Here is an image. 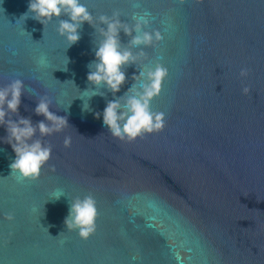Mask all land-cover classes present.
Masks as SVG:
<instances>
[{
  "label": "water",
  "instance_id": "water-1",
  "mask_svg": "<svg viewBox=\"0 0 264 264\" xmlns=\"http://www.w3.org/2000/svg\"><path fill=\"white\" fill-rule=\"evenodd\" d=\"M80 2L97 18L119 10L129 25L134 14L150 13L146 30L164 39L143 48L144 62L168 69L151 102L166 126L131 143L113 138L103 110L139 88L133 78L143 65L122 69L115 95L104 87L92 96L95 29L85 22L69 47L56 18L44 26L31 14L21 18L29 0H0V87L23 81L19 116L34 125L45 120L34 112L43 96L68 122L34 137L52 145L37 181L11 174L15 153L0 126V264H264V0ZM130 39L121 30L122 46ZM89 194L97 229L85 241L64 219L70 202Z\"/></svg>",
  "mask_w": 264,
  "mask_h": 264
},
{
  "label": "clouds",
  "instance_id": "clouds-1",
  "mask_svg": "<svg viewBox=\"0 0 264 264\" xmlns=\"http://www.w3.org/2000/svg\"><path fill=\"white\" fill-rule=\"evenodd\" d=\"M185 2L186 0H178L180 5ZM197 2L202 3V0ZM29 14L44 26L56 18L59 21L57 32L66 39L69 47L80 40V29L85 22L99 34L101 39L96 42L95 60L87 66L89 69L87 80L89 84L95 86V91L91 89L92 96H103L104 93L97 92L96 89L104 87L115 95L126 80L122 69L130 64L143 65L144 70L138 77L133 78L139 82V88L134 86L123 97L109 101L103 110V125L113 138L131 143L138 137L143 138L145 134L163 131L166 126L165 114L153 111L151 102L160 95L163 82L169 73L160 62H156L154 68L148 67L144 62L146 53L143 48H156L164 39L161 31L146 30L151 27L148 18L150 13L134 14L132 16L134 24L129 25L121 22L119 10H114L111 16L101 14L97 18L80 0H29L28 11L21 18H27ZM61 16H67L69 19H60ZM121 30L131 37L128 47L121 44ZM133 32L136 35L133 36ZM132 48H140L141 51L133 54ZM68 62L67 58V64ZM249 72L248 68H241L239 75L241 78H247ZM23 89L24 83L20 79L0 87V126L5 127L6 143L11 145L15 153V159L10 165L11 174L18 173L20 179L37 181L41 170L52 157V145L34 137L37 133L40 137L60 133L68 126V122L64 117L49 110L51 101L47 96L41 97L34 109L36 115L45 118L44 121L34 125L30 117L19 116ZM250 91L248 86L242 88V94L245 96L249 95ZM84 108L87 110L88 105H84ZM13 116H17L18 119L13 120ZM100 116L101 113L97 112L96 118ZM70 144L71 138L65 137L64 146L67 148ZM50 170L54 172L55 166H50ZM61 196L63 195L55 198L59 199ZM97 217L96 200L89 194L83 199L77 197L70 202L64 224L68 232L78 231L80 239L86 241L96 232ZM4 219L12 222L15 217L8 213Z\"/></svg>",
  "mask_w": 264,
  "mask_h": 264
}]
</instances>
